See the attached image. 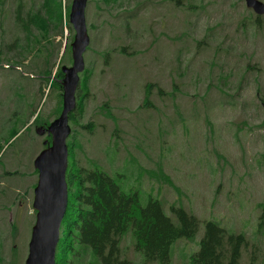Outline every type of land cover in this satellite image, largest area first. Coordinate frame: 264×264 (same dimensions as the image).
Returning <instances> with one entry per match:
<instances>
[{"label": "rangeland", "instance_id": "1", "mask_svg": "<svg viewBox=\"0 0 264 264\" xmlns=\"http://www.w3.org/2000/svg\"><path fill=\"white\" fill-rule=\"evenodd\" d=\"M103 1L88 0L85 14L91 37L84 54L89 96L79 122H70L79 164L102 167L122 188L137 191L142 205L152 196L169 215L175 205L199 217L195 236L173 243L171 264L188 261L199 249L210 220L245 232L249 246L243 247V263L254 255L255 264H264V235L255 232L264 202V15L256 26L245 0H195L199 7L192 10V0H125L122 6ZM138 2L146 7L120 25L121 12L138 8ZM6 6L11 9L12 0ZM5 18L0 42L8 43L16 29L12 14ZM69 34L66 29L64 46ZM117 45L127 46L129 54L115 50ZM106 49L112 52L107 64L96 52ZM31 76L26 66L0 67V175L19 171L0 179L9 189L2 194L1 228L7 229L9 217L16 226L0 246L5 264H25L36 221L34 159L46 136L36 133L35 126L43 125H34L35 115L29 116L54 104L34 96L39 85ZM148 82H157L152 86L157 110L143 106ZM159 87L168 96L157 93ZM130 236L122 246L134 264H159L144 263Z\"/></svg>", "mask_w": 264, "mask_h": 264}, {"label": "trees", "instance_id": "2", "mask_svg": "<svg viewBox=\"0 0 264 264\" xmlns=\"http://www.w3.org/2000/svg\"><path fill=\"white\" fill-rule=\"evenodd\" d=\"M113 1L119 2L117 6L127 3L125 0ZM174 1L179 4L182 0ZM194 1L190 2L188 9L199 7ZM12 2L13 7L8 9L7 0H0V26L3 29V34L6 33L3 25L8 12L9 15L12 14L13 25L16 29L10 42L6 43L4 38L0 42V67L13 65L29 68L32 76L34 75L31 76L33 82H38L39 85L34 96H39L42 101L46 98L44 103L49 99V103L54 101L47 112L40 111L37 115V108L29 116L31 120L35 115L34 125L46 126L62 111V77H64L62 65L72 62V53L70 52L74 29L68 16L71 0H31L30 4L28 0H12ZM103 2L110 3L111 1L104 0ZM146 2H138L139 6L134 12L129 13L124 9L118 17L122 19L120 25H123L124 21L130 23V19L137 16L138 9L146 7ZM135 6L128 10H133ZM127 12L130 15L126 14ZM253 15L256 26L260 27L262 25L261 17L255 16L254 12ZM128 25H126L127 28H129ZM113 27L116 28L115 25ZM66 29L70 34L67 35L64 46L62 40ZM127 34L131 37L130 33ZM126 47L117 45L115 50L129 54L125 51ZM96 52L104 56L105 64H107L105 54L106 52L110 53L111 50ZM88 67L87 65L84 70V78L77 89V107L70 113L69 122L73 125L79 122V115L84 111L82 102L89 96L90 74L87 70ZM37 73L43 76H35ZM82 84L86 85L87 90H82L80 87ZM43 85L45 88L47 87V92ZM147 86L146 83L145 91H149L154 85L150 89ZM165 94L163 92L160 95L164 96ZM231 97L233 98V96ZM143 106L147 107L148 102L145 103L144 100ZM262 120L264 127V118ZM91 125L92 123H89V126ZM93 130L90 128L91 133ZM18 132L15 130L10 139ZM44 136H46L44 140L48 144L51 143V136ZM44 140L42 149L47 147ZM75 145V136L72 134L68 139L69 158L72 164H69L66 174L69 204L57 247V264H134L122 246L123 240L128 234L131 235L134 249L137 252L140 250L143 254L144 263L157 261L159 264H171L173 243L182 237H194L200 227L199 217L186 208L175 205L171 206L172 215H169L164 211L162 201L152 196L146 205H142L141 197L137 191H127L122 188L116 178L102 167L96 164L93 167L80 165L76 152H74ZM2 150L3 147L0 146V152ZM18 172L17 170L13 172L7 170L0 175V179H9L11 175L18 174ZM36 184L37 182L33 184L34 187ZM4 191H9V189L0 185V204L1 202L4 204L6 200L2 196ZM10 198L12 200L13 197ZM260 206L258 227L255 232L258 235H264V202ZM0 207V210H3L2 204ZM175 219H177L176 222ZM5 225L7 229L3 230L0 219V246L4 244L3 241L10 238L12 229L16 228L10 217ZM203 234L199 249L192 253L188 261L180 264H244L242 260L243 247L249 246V239L245 232L231 231L219 222L210 220L206 221ZM3 251L0 249V264L9 262ZM257 258L253 255L249 264H255Z\"/></svg>", "mask_w": 264, "mask_h": 264}, {"label": "water", "instance_id": "3", "mask_svg": "<svg viewBox=\"0 0 264 264\" xmlns=\"http://www.w3.org/2000/svg\"><path fill=\"white\" fill-rule=\"evenodd\" d=\"M248 8L258 15H264L262 0H245ZM68 14L75 31L71 43L72 64L62 65L64 72L62 111L46 128H36L37 134L49 133L51 143L42 149L34 159L38 170V181L34 188L33 208L36 221L29 240V252L25 264H57V247L60 242L62 224L69 204V190L66 179L69 164L68 138L72 133L70 113L77 107V89L80 74L86 68L85 51L90 45L86 8L88 0H72Z\"/></svg>", "mask_w": 264, "mask_h": 264}, {"label": "flooded vegetation", "instance_id": "4", "mask_svg": "<svg viewBox=\"0 0 264 264\" xmlns=\"http://www.w3.org/2000/svg\"><path fill=\"white\" fill-rule=\"evenodd\" d=\"M136 9H137V8H134L133 10H130V11L128 10V12H129V13H130V12H134ZM252 11H253V10H252ZM253 12H254V11H253ZM254 13H255V12H254ZM255 16H257V17H262L263 15H258V14L255 13ZM105 57L108 59V61H111V59H112V55H111L109 52H106ZM147 84H148L147 88L150 89L152 85L156 86V85H157V82H155L154 84L148 82ZM155 90H156V92L159 93V94L163 93L161 87H159V88H157V89H155ZM153 94H154V89H153V87H152L149 91H145V96H144L145 99H143V100H145V103L148 102V106H147V107L153 108L154 105H155V103H153V101H152V96H153ZM166 96H168V91L166 92ZM160 97H161V96H160ZM157 109H158V108H157V105H156V106L153 108V110H157ZM48 126H49V125H46V126H35V130H36V132H37V129H36V128H46V127H48ZM44 135L50 136L49 133H46V134H44ZM44 135H43V136H44ZM36 213H37V212H36Z\"/></svg>", "mask_w": 264, "mask_h": 264}]
</instances>
